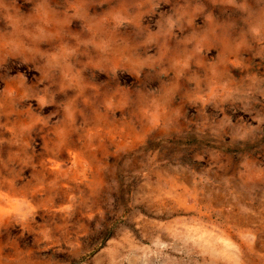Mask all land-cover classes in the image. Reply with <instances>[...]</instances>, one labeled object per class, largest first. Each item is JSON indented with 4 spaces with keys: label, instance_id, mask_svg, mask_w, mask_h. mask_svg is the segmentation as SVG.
<instances>
[{
    "label": "clouds",
    "instance_id": "1",
    "mask_svg": "<svg viewBox=\"0 0 264 264\" xmlns=\"http://www.w3.org/2000/svg\"><path fill=\"white\" fill-rule=\"evenodd\" d=\"M25 3L29 14L18 0H0V202L10 209L0 237L14 226L9 215L22 222L48 211L64 181L90 175L97 184L110 155L168 131L181 118L178 98L264 96V0ZM11 63L36 75H13ZM240 167L243 183L264 184V163L245 157ZM26 231L0 239V264H41L45 249L20 246ZM257 235L264 225L240 235L236 264H264Z\"/></svg>",
    "mask_w": 264,
    "mask_h": 264
},
{
    "label": "rangeland",
    "instance_id": "2",
    "mask_svg": "<svg viewBox=\"0 0 264 264\" xmlns=\"http://www.w3.org/2000/svg\"><path fill=\"white\" fill-rule=\"evenodd\" d=\"M18 6L31 12L25 0ZM158 11L168 14L170 6ZM10 68L30 81L36 75ZM174 106L181 118L168 131L110 155L97 184L90 175L64 181L48 211L22 222L9 215L14 226L0 239L20 238L26 226L20 246L45 249L37 252L41 264H236L240 235L264 225V184L240 178L245 157L264 163V96L210 105L178 98ZM6 212L0 202V220ZM69 243L79 246L73 251ZM261 244L257 235L255 248Z\"/></svg>",
    "mask_w": 264,
    "mask_h": 264
},
{
    "label": "bare ground",
    "instance_id": "3",
    "mask_svg": "<svg viewBox=\"0 0 264 264\" xmlns=\"http://www.w3.org/2000/svg\"><path fill=\"white\" fill-rule=\"evenodd\" d=\"M227 243V242H226ZM228 244V243H227ZM227 247V246H226ZM229 251V250H228ZM231 253H232V251H231ZM230 254V253H229ZM236 258V257H235ZM234 259V258H233ZM238 260V259H237Z\"/></svg>",
    "mask_w": 264,
    "mask_h": 264
}]
</instances>
